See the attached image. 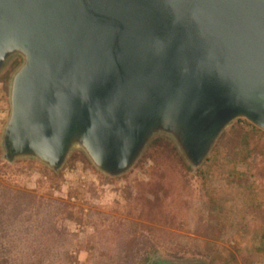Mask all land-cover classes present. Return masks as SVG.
<instances>
[{
	"label": "water",
	"instance_id": "water-1",
	"mask_svg": "<svg viewBox=\"0 0 264 264\" xmlns=\"http://www.w3.org/2000/svg\"><path fill=\"white\" fill-rule=\"evenodd\" d=\"M15 56L8 162L78 148L118 176L161 134L197 168L233 119L264 131V0H0V72Z\"/></svg>",
	"mask_w": 264,
	"mask_h": 264
},
{
	"label": "rangeland",
	"instance_id": "rangeland-1",
	"mask_svg": "<svg viewBox=\"0 0 264 264\" xmlns=\"http://www.w3.org/2000/svg\"><path fill=\"white\" fill-rule=\"evenodd\" d=\"M20 62L0 72V140ZM248 123L233 119L197 168L158 134L118 176L78 148L54 171L33 158L8 162L0 144V264H264V131L252 125L257 152L242 160Z\"/></svg>",
	"mask_w": 264,
	"mask_h": 264
},
{
	"label": "trees",
	"instance_id": "trees-1",
	"mask_svg": "<svg viewBox=\"0 0 264 264\" xmlns=\"http://www.w3.org/2000/svg\"><path fill=\"white\" fill-rule=\"evenodd\" d=\"M248 127H246L244 130H243V133H242V137L245 139L246 143H245V147L248 149L247 153L245 154L244 157H241L242 160H245L247 159L249 156H251V154L257 152V145L259 143L258 139H256L254 137L255 134H261V132L255 128L254 126L250 125L248 123ZM258 170H260V174L262 176H264V160H261V163L258 165ZM252 188H253V185H252ZM259 189L261 191H264V183L261 182L260 184V187ZM214 198H211L210 197V201L213 202ZM213 206V205H212ZM260 224L261 226H264V218H261L260 220ZM257 230V239L259 241H261L262 243H264V230H262L261 232L259 231V229H256ZM261 230V229H260ZM230 256L232 258H234V255L233 254H230Z\"/></svg>",
	"mask_w": 264,
	"mask_h": 264
},
{
	"label": "crops",
	"instance_id": "crops-1",
	"mask_svg": "<svg viewBox=\"0 0 264 264\" xmlns=\"http://www.w3.org/2000/svg\"><path fill=\"white\" fill-rule=\"evenodd\" d=\"M248 191H249V190H248ZM246 209H247V208H246ZM248 209H249V208H248ZM246 222H247V223H251V220L248 219ZM246 222H245V224H246ZM249 238H250V237H249ZM250 243H251V242H249V244H250Z\"/></svg>",
	"mask_w": 264,
	"mask_h": 264
}]
</instances>
